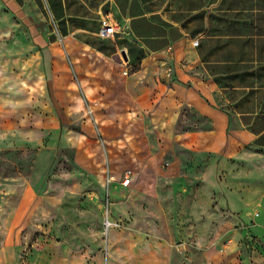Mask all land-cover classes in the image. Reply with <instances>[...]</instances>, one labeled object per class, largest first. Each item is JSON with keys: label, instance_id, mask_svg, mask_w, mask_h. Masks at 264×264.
Here are the masks:
<instances>
[{"label": "crops", "instance_id": "obj_1", "mask_svg": "<svg viewBox=\"0 0 264 264\" xmlns=\"http://www.w3.org/2000/svg\"><path fill=\"white\" fill-rule=\"evenodd\" d=\"M102 20L118 26L114 37L98 36ZM43 58L52 72L80 74L64 102L80 119L76 155L93 172L143 168L155 136L226 158L264 156V0H0L1 151L46 137L56 145L62 133L60 122L41 125ZM0 184L8 196V178ZM29 213L40 224L29 189L0 204L4 256L19 248L13 234Z\"/></svg>", "mask_w": 264, "mask_h": 264}, {"label": "rangeland", "instance_id": "obj_2", "mask_svg": "<svg viewBox=\"0 0 264 264\" xmlns=\"http://www.w3.org/2000/svg\"><path fill=\"white\" fill-rule=\"evenodd\" d=\"M50 70L43 67L38 106L43 130L63 125L57 144L46 137L37 147L0 150V181L10 182L0 204L29 189L41 202L40 224L29 213L13 234L19 248L0 253V264H264L260 152L226 158L155 136L143 168L93 172L76 155L80 119L64 102L80 74ZM67 130L72 137L61 144ZM126 171L134 176L128 187Z\"/></svg>", "mask_w": 264, "mask_h": 264}, {"label": "built area", "instance_id": "obj_3", "mask_svg": "<svg viewBox=\"0 0 264 264\" xmlns=\"http://www.w3.org/2000/svg\"><path fill=\"white\" fill-rule=\"evenodd\" d=\"M118 33V26L112 22H109L108 20H102L99 30L97 32L98 36L103 39L112 38ZM120 60L123 63H126L125 58L120 55ZM123 74H127V70L123 72ZM131 173L130 171H126L123 174V177L121 179V184L123 186H129L131 183Z\"/></svg>", "mask_w": 264, "mask_h": 264}]
</instances>
